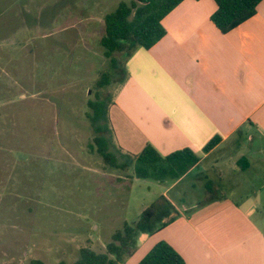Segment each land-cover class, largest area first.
Wrapping results in <instances>:
<instances>
[{
    "label": "rangeland",
    "instance_id": "374dc122",
    "mask_svg": "<svg viewBox=\"0 0 264 264\" xmlns=\"http://www.w3.org/2000/svg\"><path fill=\"white\" fill-rule=\"evenodd\" d=\"M132 1L0 0V264H73L83 248L106 252L163 195L187 214L210 195L241 201L263 181L264 171H231L208 194L197 171L156 181L104 160L88 102L112 64L100 44L105 16ZM118 87L114 77L103 92ZM144 244L125 264L149 253Z\"/></svg>",
    "mask_w": 264,
    "mask_h": 264
},
{
    "label": "crops",
    "instance_id": "0c3cea01",
    "mask_svg": "<svg viewBox=\"0 0 264 264\" xmlns=\"http://www.w3.org/2000/svg\"><path fill=\"white\" fill-rule=\"evenodd\" d=\"M216 10L214 0L176 7L162 22L166 35L127 61V78L109 109L115 143L125 153L137 155L147 145L162 156L196 152L201 160L185 177L197 171L208 194L225 186L224 173L264 171V0L227 34L211 20ZM246 136L261 145L244 149ZM217 137L221 142L206 153ZM254 189L241 201L233 191L210 195L200 207H185L187 214L166 196L182 217L145 240L146 252L165 241L187 264H264V179Z\"/></svg>",
    "mask_w": 264,
    "mask_h": 264
},
{
    "label": "trees",
    "instance_id": "16d2710c",
    "mask_svg": "<svg viewBox=\"0 0 264 264\" xmlns=\"http://www.w3.org/2000/svg\"><path fill=\"white\" fill-rule=\"evenodd\" d=\"M184 0H133L122 2L118 8L105 16V35L100 44L105 56L111 60V69L102 75L97 83L96 99L88 102L87 117L97 134L99 153L113 168L134 169L140 179L156 181H177L185 177L201 160L190 148L162 156L152 145L133 155L123 152L113 141L109 109L114 104V96L103 92L113 84L114 77L119 85L127 78V61L140 48L150 49L165 35L163 20ZM217 5L212 22L227 34L257 14L258 5L263 0H214ZM221 142L217 137L204 148L210 152ZM264 207V206H263ZM182 213L165 195L144 210L138 221L125 223L124 229L113 236L104 253L90 248L80 251L79 259L73 264H125L127 258L147 237L165 229ZM42 264V262H33ZM138 264H187L185 259L167 242L157 243Z\"/></svg>",
    "mask_w": 264,
    "mask_h": 264
}]
</instances>
